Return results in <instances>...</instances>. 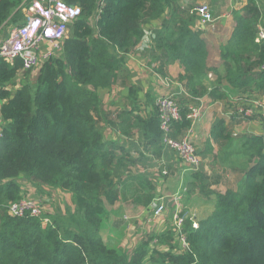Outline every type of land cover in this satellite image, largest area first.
<instances>
[{"label": "trees", "instance_id": "trees-1", "mask_svg": "<svg viewBox=\"0 0 264 264\" xmlns=\"http://www.w3.org/2000/svg\"><path fill=\"white\" fill-rule=\"evenodd\" d=\"M32 1L0 0V40L7 28L24 22V9ZM62 1L78 6L80 13L59 53L45 60L36 75L23 69L21 58L0 57V264H144L152 239L170 245L152 250L149 259L156 264H264V133L233 134L239 120L264 124V115L239 114L237 100L232 101H264V38L259 36L264 24L257 1L247 0L233 11L235 23L219 44L217 63L209 60L207 42L195 27L199 0ZM144 28L153 35L141 54L161 77H168L169 66L176 64L183 91L157 98L148 93L144 104L151 107L150 117L130 111L121 121L127 126H118L123 134L137 128L153 153L156 147L166 148L158 104L163 97H170L181 114L170 122L173 138L191 128L190 107L201 98L224 102L237 118L216 121L205 147L196 148L209 168L192 170L185 196L214 195V205L193 226V217L182 211L179 192L174 206L179 203L185 216L187 242L181 251L173 249L174 238L180 243L173 222L132 250L110 246L101 234L106 205L118 200L114 169L130 161L124 146L103 138L99 123L116 125L102 98L119 85L125 102L140 106L141 87L129 82L126 59L142 41ZM221 182L223 192L212 187ZM25 183L38 194L39 199L29 198L39 202L40 214L12 216L7 206L27 196ZM54 190L69 194V202L61 199L62 208L52 200Z\"/></svg>", "mask_w": 264, "mask_h": 264}, {"label": "crops", "instance_id": "crops-1", "mask_svg": "<svg viewBox=\"0 0 264 264\" xmlns=\"http://www.w3.org/2000/svg\"><path fill=\"white\" fill-rule=\"evenodd\" d=\"M199 1L198 3L204 1L208 4L213 21L205 24L196 21L195 27L207 42L209 60L217 63L219 44L229 37L235 23L232 13L241 10L247 0ZM256 1L263 10L260 20L264 24V0ZM10 28H7L6 31ZM152 35L150 28H144L142 41L136 46L134 53H129L126 59V66L130 73L129 82L141 87V92L138 94L140 106L130 107L125 102L122 87L113 86L103 95L102 101L103 104H108L106 109L104 107L103 109L109 111V118L116 126L104 121L99 123L103 138L105 140L113 139L117 144L124 146L129 152L130 158V161L124 163L122 167L114 169L118 180L119 195L114 204L106 205V215L103 218L101 234L110 246H120L131 250L147 237L161 234L171 228L176 193H182L183 213L187 217L191 215L195 221L206 217L214 205L213 196L210 199L198 194L185 196L186 190L190 187V173L192 171L182 165L179 156L173 151L164 147L159 150L156 147V153H153L151 147L144 146V137L137 128L132 127L129 134H123L118 128V126H127L121 121L128 116L127 113L130 111L144 118L150 117L151 107L144 104L148 93L157 98L164 94H170V92L179 95L181 90L183 91L177 81L180 69L176 64L169 66L168 77H161L154 71L152 65L148 64L146 56L141 54L143 49L148 47ZM42 46H49V43L44 42ZM37 71L38 69L31 70L32 75H36ZM20 78L18 76L15 79L16 86L20 84ZM208 79L211 80V76ZM200 104L202 113L197 122H194L195 125L192 129L193 139L196 140L193 143L198 144L197 150H200L199 147H205L203 141L212 124L218 120L232 121L237 119L230 114V111H227L224 102L201 98ZM239 121L234 125L233 134L241 132L264 133V124L258 120L241 119ZM198 141H202L201 144ZM203 159V169L206 170L207 158ZM217 167L221 170L220 165ZM160 173L164 176L160 177ZM149 184L152 185V188L148 186ZM23 188L27 197L39 199L35 189L29 184L25 183ZM58 194L61 192L55 190L51 192L52 200L57 201V203L59 202ZM150 194L152 198H149ZM64 197L62 198L69 202V196L64 194ZM43 199L48 201L49 197L44 195ZM61 199L60 205L63 206ZM50 207L52 208V206ZM148 245L149 249L144 264H156L149 259L154 248L166 250L170 247L168 244L156 242L155 239L148 240ZM173 245L174 251L183 249L175 238Z\"/></svg>", "mask_w": 264, "mask_h": 264}, {"label": "built area", "instance_id": "built-area-1", "mask_svg": "<svg viewBox=\"0 0 264 264\" xmlns=\"http://www.w3.org/2000/svg\"><path fill=\"white\" fill-rule=\"evenodd\" d=\"M194 10L199 15L198 21L200 23L205 24L213 21L208 4L198 3ZM24 11V22L13 27L9 35L5 39L0 40V57L5 58L7 61H12L19 57L22 60L24 70H36L50 56L59 53L62 41L68 35L69 25L79 15L80 8L69 5L62 0H33ZM26 11H28V14ZM261 32H264L263 28L259 33L260 37ZM44 42H48L49 46L43 47L42 44ZM158 104H160V128L164 133L163 143L165 147L177 153L182 165L188 170L198 169L201 164V158L191 140V134L192 124L201 114L200 107H190L192 112L188 114V117L192 119L191 128L181 137L173 138L168 135L169 126L172 120L181 119L178 105L170 97L159 98ZM260 108L262 110H259V112L264 115V104ZM255 109H257L256 101L250 100L248 105L242 103L239 111H243L245 115L249 116L256 113L257 110ZM179 198L180 193H176L175 200L177 201ZM7 211L12 216H22L24 214L39 215L40 207L38 201L23 197L8 204ZM184 218V215H180V206L177 203L172 215V222L175 225V236L183 248L187 246L185 235L182 232Z\"/></svg>", "mask_w": 264, "mask_h": 264}, {"label": "rangeland", "instance_id": "rangeland-1", "mask_svg": "<svg viewBox=\"0 0 264 264\" xmlns=\"http://www.w3.org/2000/svg\"><path fill=\"white\" fill-rule=\"evenodd\" d=\"M26 13L28 14V11H26ZM11 31V28L8 30V31H6L4 34L2 33L1 34V39H5L8 35H9V32ZM5 35V36H4ZM4 36V37H3ZM261 37H263L264 38V32H261ZM264 63L262 64V68H264ZM208 76H211L210 74L208 75ZM209 78V77H208ZM159 99V98H158ZM236 98H232V101L233 100H235ZM251 101L252 100H254V101H256V105H257V113H259V114H261V112H259V110H262L260 107L264 104V101L262 100V99H259V98H254V99H250ZM238 102V101H237ZM102 103H103V101H102ZM108 106V104L107 103H104L103 104V107L106 109V107ZM197 106H199L200 107V112H202V110H201V104H200V101H199V104L197 105ZM242 107V104L241 103H239L238 102V104H237V106H236V108L237 109H239V108H241ZM191 110H190V112H189V114H191ZM256 113V114H257ZM255 114V113H254ZM254 114H252V115H254ZM262 115V114H261ZM234 135H236V134H234ZM191 140L193 141V142H196V140H195V138L193 139V133L191 134ZM194 146H195V148H196V144L194 143ZM200 156V155H199ZM200 158H201V164H200V167H199V169H201L202 168V170H204L203 168H204V159H203V157L202 156H200ZM234 158H235V156H234ZM209 168V164L207 163V168H206V170ZM192 169V168H191ZM164 176V174H162V173H160V177H163ZM145 178V177H144ZM212 187H214L216 190H220V191H224V189H225V187H224V185H223V183L221 182L219 185H217V184H213L212 185ZM66 196H69V194H65ZM214 197V195H211L208 199H210L211 197ZM62 197H64V193L63 192H61V194H58V198H59V202H58V206L60 207V208H62V205H60L61 203H60V199L62 198ZM64 199H66V197H64ZM46 200V199H45ZM67 200V199H66ZM45 205V204H44ZM45 208L47 207V208H49V209H51V207L50 206H48V205H45L44 206ZM209 211V210H208ZM195 224V225H194ZM192 225L193 226H197V221H195V220H193V222H192Z\"/></svg>", "mask_w": 264, "mask_h": 264}, {"label": "clouds", "instance_id": "clouds-1", "mask_svg": "<svg viewBox=\"0 0 264 264\" xmlns=\"http://www.w3.org/2000/svg\"><path fill=\"white\" fill-rule=\"evenodd\" d=\"M13 27H15V26H13ZM13 27H11V29L13 28ZM236 100L239 102V103H245L246 105H248V102L250 101V99H249V101H246V100H244L243 98H236ZM238 110V113L239 114H242V115H244V112L243 111H239V109H237ZM202 113V112H201ZM230 114H232L231 112H230ZM201 115V114H200ZM200 115H199V117H200ZM199 117H198V119H199ZM197 119V120H198ZM244 119H248V117H246V118H244ZM197 120L195 121V122H197ZM23 198V197H22ZM25 198H29V197H27V196H25Z\"/></svg>", "mask_w": 264, "mask_h": 264}, {"label": "bare ground", "instance_id": "bare-ground-1", "mask_svg": "<svg viewBox=\"0 0 264 264\" xmlns=\"http://www.w3.org/2000/svg\"><path fill=\"white\" fill-rule=\"evenodd\" d=\"M250 116V115H249Z\"/></svg>", "mask_w": 264, "mask_h": 264}]
</instances>
